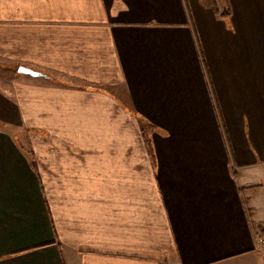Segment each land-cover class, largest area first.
<instances>
[{
    "label": "crops",
    "instance_id": "obj_1",
    "mask_svg": "<svg viewBox=\"0 0 264 264\" xmlns=\"http://www.w3.org/2000/svg\"><path fill=\"white\" fill-rule=\"evenodd\" d=\"M0 73V264H264V0H0Z\"/></svg>",
    "mask_w": 264,
    "mask_h": 264
},
{
    "label": "water",
    "instance_id": "obj_2",
    "mask_svg": "<svg viewBox=\"0 0 264 264\" xmlns=\"http://www.w3.org/2000/svg\"><path fill=\"white\" fill-rule=\"evenodd\" d=\"M17 71L21 74L31 75L33 77H40V76L45 77L44 73L33 70L31 68H28V67H24V66H20Z\"/></svg>",
    "mask_w": 264,
    "mask_h": 264
},
{
    "label": "built area",
    "instance_id": "obj_3",
    "mask_svg": "<svg viewBox=\"0 0 264 264\" xmlns=\"http://www.w3.org/2000/svg\"><path fill=\"white\" fill-rule=\"evenodd\" d=\"M259 241L264 244V235L259 236ZM264 255V251H263Z\"/></svg>",
    "mask_w": 264,
    "mask_h": 264
},
{
    "label": "trees",
    "instance_id": "obj_4",
    "mask_svg": "<svg viewBox=\"0 0 264 264\" xmlns=\"http://www.w3.org/2000/svg\"><path fill=\"white\" fill-rule=\"evenodd\" d=\"M147 140V139H146ZM148 141V140H147ZM263 232H264V228H263Z\"/></svg>",
    "mask_w": 264,
    "mask_h": 264
},
{
    "label": "rangeland",
    "instance_id": "obj_5",
    "mask_svg": "<svg viewBox=\"0 0 264 264\" xmlns=\"http://www.w3.org/2000/svg\"><path fill=\"white\" fill-rule=\"evenodd\" d=\"M1 74V73H0ZM10 74V73H9ZM264 256V255H263Z\"/></svg>",
    "mask_w": 264,
    "mask_h": 264
}]
</instances>
